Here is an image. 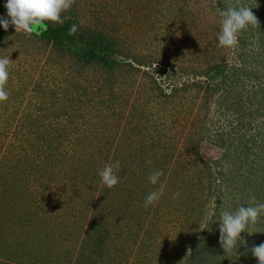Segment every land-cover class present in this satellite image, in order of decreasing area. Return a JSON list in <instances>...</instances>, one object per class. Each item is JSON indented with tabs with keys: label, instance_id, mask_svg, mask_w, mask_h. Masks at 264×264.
<instances>
[{
	"label": "rangeland",
	"instance_id": "374dc122",
	"mask_svg": "<svg viewBox=\"0 0 264 264\" xmlns=\"http://www.w3.org/2000/svg\"><path fill=\"white\" fill-rule=\"evenodd\" d=\"M260 1L249 4L257 19L264 12ZM5 3L0 0V17L7 15ZM214 7L203 0H74L61 17H70L78 34L107 36L125 63L137 67L124 65L114 74L82 68L73 54L56 52L14 27L0 35V58L12 61L5 85L9 98L0 102V264H42L47 253L49 264H184L178 257L200 217L186 193L194 194L200 179L208 183L207 174L199 176L206 173L204 165L187 166L194 153L187 147L201 142L203 108L214 104L216 111L221 95L205 104L207 90H190L163 102L152 74L157 63L165 70L184 64L193 73L199 52L217 48L221 22ZM253 31L252 41L257 27L247 26L246 37ZM260 42L238 51L264 54ZM211 148L201 142L203 161L221 158ZM117 160L119 182L108 188L99 171ZM162 164L167 171L153 185L148 177ZM161 185L163 195L145 208L141 193ZM220 191L221 205L214 196L201 221L207 225L215 218V243L222 211L239 207ZM239 198L249 206V198ZM263 219L249 229L252 235L241 233L239 264L252 245L264 243Z\"/></svg>",
	"mask_w": 264,
	"mask_h": 264
},
{
	"label": "trees",
	"instance_id": "16d2710c",
	"mask_svg": "<svg viewBox=\"0 0 264 264\" xmlns=\"http://www.w3.org/2000/svg\"><path fill=\"white\" fill-rule=\"evenodd\" d=\"M203 1L213 3L215 12L217 9L223 10L236 3V0ZM243 3L249 6L251 0H243ZM259 7L264 10V1H260ZM203 8L205 9L206 6ZM218 16L220 15L218 14ZM258 18L259 28L256 31L258 33L256 40L252 41L255 38L254 31L249 33V37H246L248 34L246 28L241 31L242 34L240 32L237 34L238 43L233 48L217 46V48H213L214 51L211 53L207 47L201 50L195 58L197 59L195 64L198 67L196 66V71L192 70L193 73H189L188 67L184 64H174L165 70L166 67L163 63H157V66L161 68L158 69L159 67L156 66L153 71L154 74H152L158 76V79L154 81L157 87L154 90L157 92L156 97L163 99V102L181 98L190 90H195L198 94L202 93V90H207L203 92L205 104H208L211 96L221 95L216 111H211L214 104L210 109L204 106L203 110L206 111L204 121L201 122L199 132H197L201 136V142L207 141L212 147L211 149L217 148L221 151V158L217 161L216 159L203 161L202 154H200L201 142L192 145V147H187V150L194 151L191 160L187 161V166L189 163L192 165L197 162L202 166L204 165L206 173L203 171L199 176L204 177L207 174L208 183L207 185L204 184L199 177L200 180L196 183L194 194L192 191L186 193L188 197L190 196L191 204H194V210L197 206L200 209V217L192 231L190 240L188 239L185 244L183 243L182 253L178 257L180 263L239 264L240 260L235 255L239 241L236 249L230 253H225L220 244L214 242L213 229L210 227L214 224L215 218L209 219L207 225H203L201 221L210 212L214 196L217 197V207L221 205L223 199L216 195V192H221L220 189L226 194H230L231 202H239L238 206L242 205L239 200L241 195L245 200L255 197L258 202L264 201V54L263 52L255 54L252 53V50L248 53L238 51L240 47L254 45L257 39L261 41L260 48L264 51V12L260 13ZM221 20L222 17L220 16L219 21L221 22ZM73 24L71 19H67L63 25L53 26L47 23V30H41L38 35L26 32L24 34L42 41L56 52L73 54V57L79 63L81 62L82 68L97 66L107 74H114L118 68H122L124 65L137 70V67L125 63L127 58H123L121 49L118 51L116 44L110 41L107 36L78 34V32L72 36L68 35L69 28ZM250 30L252 31V29ZM2 31L3 27L0 26V35L8 36L10 34V32ZM217 43L219 45V40ZM120 58L122 59L120 60ZM200 62H204L205 66H201ZM149 64L152 67V64ZM138 66L143 65L138 64ZM146 73L151 75L149 71ZM185 77L188 79H184ZM156 78L153 77V79ZM162 80L165 83L164 86ZM209 114L212 116L210 117ZM182 131L185 130L182 129ZM188 153L190 154L187 151L186 156H189ZM184 160H179L182 166L187 163ZM226 161H228L226 165L228 169L224 172L225 169L223 168L225 167L223 165L226 164ZM167 167V164L166 167L164 164L159 166L163 172L167 171ZM145 171L146 168L144 167ZM146 192H142L141 195L147 196L149 192ZM140 201L144 202L142 199ZM199 222L200 224H198ZM261 224L263 231L264 219ZM202 227L203 231L198 237L197 233L201 231ZM189 248L192 252L188 255ZM46 257L47 261L53 262L49 253ZM248 258H246L245 264H258L251 253ZM47 261L43 256L40 263L49 264Z\"/></svg>",
	"mask_w": 264,
	"mask_h": 264
},
{
	"label": "clouds",
	"instance_id": "9594fccd",
	"mask_svg": "<svg viewBox=\"0 0 264 264\" xmlns=\"http://www.w3.org/2000/svg\"><path fill=\"white\" fill-rule=\"evenodd\" d=\"M74 0H6L4 5L7 15L0 17V26L5 31L9 27H14L15 31L40 34V31L47 30V23L63 25L70 17H61L63 12L70 10ZM222 17L221 32L218 36L219 47L233 48L237 44V34L246 29L247 26L259 28V21L252 11V7L243 3V0H236L235 5L228 6L223 10L217 9ZM78 31L77 25L70 26L68 35L72 36ZM12 63L8 57L0 58V102L7 101L9 93L6 91L9 72L8 66ZM151 164V161H148ZM120 168V161L106 164L100 171L102 183L108 188H113L119 182L116 170ZM163 170H156L148 177L149 182L157 184L163 175ZM163 195V185L158 191L147 194L144 200V207L154 204ZM174 196H179L175 193ZM247 207L239 206L235 211H222L219 222V244L225 253H230L236 249L238 241L242 240L241 233L249 231L251 227L257 225L261 216H264V203L258 202L252 197ZM254 205V206H253ZM203 231V230H202ZM202 239V238H201ZM188 249V255L191 254ZM252 256L258 264H264V243L253 245L250 248Z\"/></svg>",
	"mask_w": 264,
	"mask_h": 264
}]
</instances>
